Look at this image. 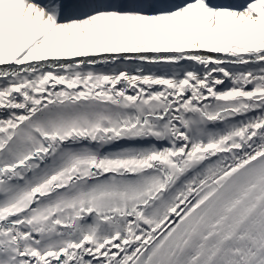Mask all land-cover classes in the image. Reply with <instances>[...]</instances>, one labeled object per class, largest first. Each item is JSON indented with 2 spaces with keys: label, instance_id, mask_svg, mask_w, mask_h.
I'll list each match as a JSON object with an SVG mask.
<instances>
[{
  "label": "snow or ice",
  "instance_id": "obj_1",
  "mask_svg": "<svg viewBox=\"0 0 264 264\" xmlns=\"http://www.w3.org/2000/svg\"><path fill=\"white\" fill-rule=\"evenodd\" d=\"M0 264H264V0H0Z\"/></svg>",
  "mask_w": 264,
  "mask_h": 264
}]
</instances>
